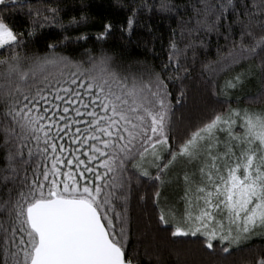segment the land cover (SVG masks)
Returning a JSON list of instances; mask_svg holds the SVG:
<instances>
[{"label": "snow or ice", "instance_id": "snow-or-ice-1", "mask_svg": "<svg viewBox=\"0 0 264 264\" xmlns=\"http://www.w3.org/2000/svg\"><path fill=\"white\" fill-rule=\"evenodd\" d=\"M11 2L0 0V264H137L130 206L134 196L147 204L148 188L170 238L202 237L214 253L264 252V0H140L118 25L105 18L101 47L82 51L69 45L88 42L86 31L44 51L34 45L46 25L66 33L90 14L66 26L59 6ZM145 11L175 19L182 39L203 30L230 41L201 64L195 87L208 94V114L195 125L186 115L194 41L181 46L172 28L158 66L102 46L117 27L151 32Z\"/></svg>", "mask_w": 264, "mask_h": 264}, {"label": "trees", "instance_id": "trees-1", "mask_svg": "<svg viewBox=\"0 0 264 264\" xmlns=\"http://www.w3.org/2000/svg\"><path fill=\"white\" fill-rule=\"evenodd\" d=\"M21 2L31 4L33 8L39 7L41 9L44 5L59 6L61 11L58 23H63L66 26H68V20L71 17L79 16L81 12L90 14L92 20L87 25L68 26L66 33L55 25H46L43 29L38 30L37 41L34 45L35 48L44 51L48 40L59 39L65 34L75 36L81 31H86L90 34L88 42L69 45V48H78L82 51L90 47H101L95 40V33L100 30V25L105 18L118 25L130 14L129 8L140 3V0H21ZM189 2L190 0H177V3L185 5ZM148 3L156 4L159 3V0H148ZM84 4H87L88 7H82ZM7 6L10 8L16 7L11 0H8ZM43 14L49 15L47 12ZM182 14L184 19L187 20L188 16L191 15V11L189 9L188 12ZM16 19L23 26L25 20H27V8ZM140 19L143 23L151 26V32L148 31L147 27L138 26L129 37L117 27L102 46L111 50L118 58H139L158 66L160 56H163L166 52L172 28L177 29L176 39L181 43V46L188 43L189 40L194 41L197 54L194 64L192 63L191 52L188 53V63L191 65L194 86L189 93V112L186 115L188 117L187 122L195 125L208 114V109L204 107L208 100V94L206 91H197L195 87V82L200 79L201 64L217 60L218 49L220 54L226 53L230 41L225 40L223 34L206 33L203 30L199 33H193L191 37L185 34L182 39L177 21L166 14L158 12L148 13L145 11L141 14ZM223 31L221 29V33ZM200 41H203V43H200ZM153 47L155 52L151 50ZM219 79L222 82L224 76L219 77ZM194 99L196 100L195 105L193 104ZM183 132L184 129L181 128L176 135L179 137L183 135ZM152 190L151 188L140 190L141 192L147 191L149 196L147 204L137 201L134 196L130 206L131 232L128 251L135 254L137 264H245V261L254 260L257 255H264V252H251L246 249L231 252V254H221L218 250L214 253L202 247L203 238L199 236L170 238L168 232L160 230L163 226L157 228L156 209L151 202ZM260 243L259 238H254L253 247L259 246Z\"/></svg>", "mask_w": 264, "mask_h": 264}, {"label": "rangeland", "instance_id": "rangeland-1", "mask_svg": "<svg viewBox=\"0 0 264 264\" xmlns=\"http://www.w3.org/2000/svg\"><path fill=\"white\" fill-rule=\"evenodd\" d=\"M247 90V89H246ZM239 131V129H237ZM179 167L177 166V169H174V172L179 171ZM165 195L168 197L170 201H175L177 197L181 194L175 184H170L164 189Z\"/></svg>", "mask_w": 264, "mask_h": 264}]
</instances>
